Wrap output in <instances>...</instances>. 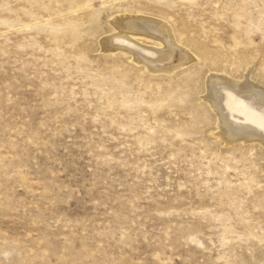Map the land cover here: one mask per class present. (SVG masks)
Returning <instances> with one entry per match:
<instances>
[{"label": "rangeland", "instance_id": "374dc122", "mask_svg": "<svg viewBox=\"0 0 264 264\" xmlns=\"http://www.w3.org/2000/svg\"><path fill=\"white\" fill-rule=\"evenodd\" d=\"M122 15L197 61L155 71ZM210 73L264 88V0H0V264H264V145L219 137Z\"/></svg>", "mask_w": 264, "mask_h": 264}, {"label": "bare ground", "instance_id": "6f19581e", "mask_svg": "<svg viewBox=\"0 0 264 264\" xmlns=\"http://www.w3.org/2000/svg\"><path fill=\"white\" fill-rule=\"evenodd\" d=\"M131 16L128 17L130 18ZM126 17L127 16L122 15L121 17H116L113 19V22H111L113 23V32L117 31L121 33L120 35L122 36V38H126L128 40L129 47H127V49H129V51H132L134 54L135 52L139 53L140 57L142 55L146 62L152 65L154 63L155 65L160 67H155L156 70L153 69V71H166L168 73H171L179 67L188 66L193 61H197V58L195 60L193 58L191 59L192 56L188 53L190 52L189 50L184 49L179 43H176V38L173 34L169 35L168 32H166L167 29L170 31V33L172 31L171 27L167 23L161 24L157 20L149 21L144 18H142V20H139V18H133L132 20L126 21ZM141 21H143L144 23ZM110 47L108 49H110ZM138 61H140V59ZM138 61L136 62V64L139 63ZM181 61H183V63L179 64ZM207 72L209 73V71ZM198 73L199 71L188 77V81L190 84L196 82L198 76L200 77ZM210 74L211 75L209 78L207 76L208 81H206L208 93L203 98L206 106L208 105L209 107L211 106L216 109V111L218 110V115L228 118L231 123H233V120L234 123L239 126H237V129L239 128L247 130L245 136H241L239 133L236 134V136L233 133L230 134V132L227 131V126V129L222 126L220 132H218L219 137L223 140L230 141H234L235 139L240 140L244 137H247L245 140H252L253 138H256L263 143L262 145H264L263 85L261 87H258V84H254L255 79H253L254 83H252L253 81H249V78H247L248 74L245 75L248 81H244L241 83L233 82L232 77L229 78L230 76H217V74L214 75L215 73ZM199 80L200 79H198V81ZM194 85L196 84L194 83L193 86Z\"/></svg>", "mask_w": 264, "mask_h": 264}]
</instances>
